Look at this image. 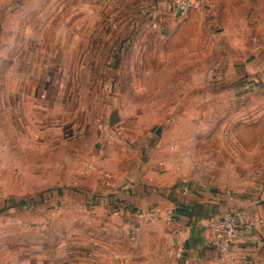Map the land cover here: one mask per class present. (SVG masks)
<instances>
[{
    "label": "rangeland",
    "instance_id": "obj_1",
    "mask_svg": "<svg viewBox=\"0 0 264 264\" xmlns=\"http://www.w3.org/2000/svg\"><path fill=\"white\" fill-rule=\"evenodd\" d=\"M80 3L0 0V264H179L173 249L162 255L157 233L108 231L110 214L87 206L80 182L90 169L76 143L61 139V119L36 118L34 99L23 93L42 36L60 28V16L73 27ZM167 45L173 52L149 75L164 85L148 87L149 95L189 100L178 132L192 136L206 175L228 187L259 188L264 64L258 88L238 82L257 68L255 56L264 58V0H207L180 19Z\"/></svg>",
    "mask_w": 264,
    "mask_h": 264
},
{
    "label": "crops",
    "instance_id": "obj_2",
    "mask_svg": "<svg viewBox=\"0 0 264 264\" xmlns=\"http://www.w3.org/2000/svg\"><path fill=\"white\" fill-rule=\"evenodd\" d=\"M60 17V28L42 36L35 74L23 93L34 99L36 118L61 119V139L76 143L81 159L91 163L80 182L87 206L110 214V232L136 227L137 235L157 233L165 243L162 255L173 249L179 264H264V183L243 190L206 175L192 136L178 132L179 119L189 116L181 104L189 100L149 95L148 87L164 85L149 75L173 52L167 41L184 18L172 10L171 0H81L73 27L68 15ZM252 62L257 68H248L238 86L261 85L264 58L257 55ZM112 111L119 121L107 127ZM114 200L121 216L111 214ZM166 209L174 211L170 224L135 220L138 211ZM227 213L236 218L239 235L231 258L222 263L207 238L210 221Z\"/></svg>",
    "mask_w": 264,
    "mask_h": 264
},
{
    "label": "built area",
    "instance_id": "obj_3",
    "mask_svg": "<svg viewBox=\"0 0 264 264\" xmlns=\"http://www.w3.org/2000/svg\"><path fill=\"white\" fill-rule=\"evenodd\" d=\"M206 3L207 0H171V8L179 17H185L199 5H205ZM103 128L104 124H97L98 130H102ZM85 167L91 169L92 165L91 163H86ZM94 200L90 197L88 203L92 205ZM115 204L116 201L114 200L113 205ZM122 213L123 210L119 207L111 211L113 216H121ZM173 218V209H166L161 212L148 210L138 211L135 216L136 222L147 226L154 225L159 221L170 224ZM263 219H260L259 222H262ZM238 235L239 230L234 215L227 213L215 217L210 221L207 246L217 252L219 260L222 263H226L231 258V249L237 241Z\"/></svg>",
    "mask_w": 264,
    "mask_h": 264
},
{
    "label": "water",
    "instance_id": "obj_4",
    "mask_svg": "<svg viewBox=\"0 0 264 264\" xmlns=\"http://www.w3.org/2000/svg\"><path fill=\"white\" fill-rule=\"evenodd\" d=\"M118 121H119V117H118L117 112L112 111V113L108 117L106 125H107V127H110V126L115 125Z\"/></svg>",
    "mask_w": 264,
    "mask_h": 264
},
{
    "label": "trees",
    "instance_id": "obj_5",
    "mask_svg": "<svg viewBox=\"0 0 264 264\" xmlns=\"http://www.w3.org/2000/svg\"><path fill=\"white\" fill-rule=\"evenodd\" d=\"M90 197H91L92 200H94L95 195L90 194ZM90 197H89V198H90ZM88 201H89V199H88ZM26 203H27L26 201H18L16 205L22 207V206L25 205ZM119 204H120V203H119V201H118V202H116L115 205H113V206L111 205V206H112V207H111V210L113 211L116 207L119 206Z\"/></svg>",
    "mask_w": 264,
    "mask_h": 264
}]
</instances>
